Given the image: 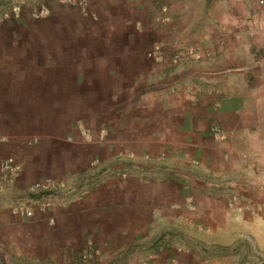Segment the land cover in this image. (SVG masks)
Returning <instances> with one entry per match:
<instances>
[{
  "label": "crops",
  "instance_id": "0c3cea01",
  "mask_svg": "<svg viewBox=\"0 0 264 264\" xmlns=\"http://www.w3.org/2000/svg\"><path fill=\"white\" fill-rule=\"evenodd\" d=\"M37 3L0 0V264H213L264 212V3Z\"/></svg>",
  "mask_w": 264,
  "mask_h": 264
},
{
  "label": "rangeland",
  "instance_id": "374dc122",
  "mask_svg": "<svg viewBox=\"0 0 264 264\" xmlns=\"http://www.w3.org/2000/svg\"><path fill=\"white\" fill-rule=\"evenodd\" d=\"M41 0H23L25 4L36 5ZM261 6L264 0H258ZM21 5H23L21 3ZM262 10V7H260ZM251 15V14H250ZM249 15V16H250ZM255 27L245 29V44H250L255 39L260 46L256 45L257 55L264 56V13L250 16ZM250 30V32H248ZM247 31V32H246ZM195 43V42H194ZM191 44L197 52L198 47ZM253 45V44H251ZM253 45V47L255 46ZM215 46V45H214ZM247 49H243V60H245L247 71L248 59ZM262 124L258 127L253 140L249 145L247 163L249 171L256 185L264 187V103ZM262 211V210H261ZM213 243L206 248H201L202 254L212 260L213 264H264V212L256 216V219L247 224H235L212 239Z\"/></svg>",
  "mask_w": 264,
  "mask_h": 264
},
{
  "label": "built area",
  "instance_id": "2783aa9c",
  "mask_svg": "<svg viewBox=\"0 0 264 264\" xmlns=\"http://www.w3.org/2000/svg\"><path fill=\"white\" fill-rule=\"evenodd\" d=\"M84 1V0H83ZM188 53H191V54H195V49H194V47L193 46H189V48H188V51H187Z\"/></svg>",
  "mask_w": 264,
  "mask_h": 264
}]
</instances>
